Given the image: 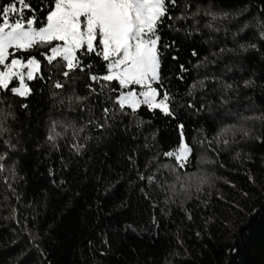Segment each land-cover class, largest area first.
<instances>
[{"label":"trees","instance_id":"obj_1","mask_svg":"<svg viewBox=\"0 0 264 264\" xmlns=\"http://www.w3.org/2000/svg\"><path fill=\"white\" fill-rule=\"evenodd\" d=\"M50 3L31 0L40 24ZM170 15L154 87L174 117L121 112L88 78L106 72L95 55L65 78L47 48L15 53L42 78L0 89V264H264V0ZM183 138L181 168L165 153Z\"/></svg>","mask_w":264,"mask_h":264},{"label":"snow or ice","instance_id":"obj_2","mask_svg":"<svg viewBox=\"0 0 264 264\" xmlns=\"http://www.w3.org/2000/svg\"><path fill=\"white\" fill-rule=\"evenodd\" d=\"M176 3L177 0H51L40 24L31 0H9L0 7V89L26 96L30 89L24 83V70L27 69L28 81L42 78L34 76L40 72L41 62L34 56L26 61L17 58L18 51L47 48L45 59L48 64L63 63L65 78L76 71H90L93 65L85 64L83 58L95 55L105 62L106 72L90 74L88 78L101 90L109 88L117 93L113 101L121 112L127 109L135 114L146 106L150 111L174 117L169 94L153 85L160 81L159 29L165 18L172 19L170 10ZM27 12L32 15L26 16ZM13 78L19 87H9ZM113 82L118 88L110 87ZM54 87L64 85L56 82ZM104 112L107 114L109 109ZM190 151L182 139L165 156L183 168Z\"/></svg>","mask_w":264,"mask_h":264},{"label":"rangeland","instance_id":"obj_3","mask_svg":"<svg viewBox=\"0 0 264 264\" xmlns=\"http://www.w3.org/2000/svg\"><path fill=\"white\" fill-rule=\"evenodd\" d=\"M24 71H25V81H24V83H26V80H27V78H26L27 69H25ZM35 75H36V73H34V76H35ZM13 80H16V79L13 78ZM13 80H12V81H13ZM12 81H11V82H12ZM11 82H10V84H11ZM19 86H20V85H18L17 87H19ZM153 86H154V85H153ZM28 88H29V87H28ZM183 142L186 143V141L184 140V138H183ZM190 153H191V151L188 153L187 158L189 157Z\"/></svg>","mask_w":264,"mask_h":264}]
</instances>
